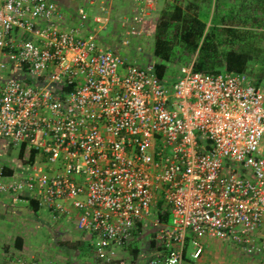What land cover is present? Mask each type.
<instances>
[{
    "label": "built area",
    "instance_id": "1",
    "mask_svg": "<svg viewBox=\"0 0 264 264\" xmlns=\"http://www.w3.org/2000/svg\"><path fill=\"white\" fill-rule=\"evenodd\" d=\"M61 19L52 0H0V138L25 145L24 160L35 151L18 173L0 164V193L74 220L100 256L130 244L153 210L145 264H183L189 239L197 258L203 237L264 255V80L190 64L168 84Z\"/></svg>",
    "mask_w": 264,
    "mask_h": 264
},
{
    "label": "rangeland",
    "instance_id": "2",
    "mask_svg": "<svg viewBox=\"0 0 264 264\" xmlns=\"http://www.w3.org/2000/svg\"><path fill=\"white\" fill-rule=\"evenodd\" d=\"M52 1L59 5L61 13L63 12L64 15H72V12L78 14V7L83 8V14L87 16V23L90 29L97 33L100 46L115 50L132 63L139 65L154 63L152 48L159 20V12L162 8L161 2L153 4V2L149 3L146 0H104L103 4L99 6V1L101 0H95L92 4L88 1L77 0ZM213 6L214 0H211L210 7L209 4L204 5L201 14L204 19H210L212 17ZM231 6L233 5L231 4ZM94 15H99L103 19L106 18V20H103L102 23H95L93 21ZM72 16L75 20L74 15ZM227 17L232 18L234 16L228 12ZM78 18L77 20L81 21L80 16ZM238 19H243L241 14L238 16ZM78 21L74 22L73 26L77 25L79 23ZM253 73H256V75L259 74L257 70ZM253 73L248 74L252 79L254 76ZM260 75H264V72ZM18 153V145H12L6 140L0 141L1 165L5 163L12 170L15 167L24 165V159H20ZM1 212L3 216L0 217V224L7 223L10 227L14 225L18 228L25 229L29 236L28 239L34 241L38 246L37 248L46 253H59L60 247L57 244L58 239L71 240L73 237L77 236L78 238L82 234V231L75 227L74 220L54 221L43 210H37L35 212L32 210L31 216L26 215L22 218H19L17 214L12 213L10 210L6 211L5 208ZM155 215L156 212L153 210L151 218L136 232L130 243L131 246L138 247L139 256H141L139 258L143 262L153 253L154 248L151 249L150 241L153 238L152 234H155L160 227L152 224ZM54 232H62V234L57 235ZM91 242L96 249L90 251L87 249V261L89 264H135L136 262L133 259L129 247H124L114 257L109 258L107 252L103 254L104 256L98 254L99 241L96 237H92ZM198 242L204 248L201 257L204 264H210V262L211 264H264V255L249 256L243 251L241 246L232 241L203 237ZM88 243H90L89 240L84 242L83 245H80L82 250L86 248ZM214 247L221 249L217 257L213 255ZM193 251L194 246L190 240L187 244V261L190 259V253ZM189 261L192 263L198 262L192 259ZM184 264H186V261H184Z\"/></svg>",
    "mask_w": 264,
    "mask_h": 264
},
{
    "label": "trees",
    "instance_id": "3",
    "mask_svg": "<svg viewBox=\"0 0 264 264\" xmlns=\"http://www.w3.org/2000/svg\"><path fill=\"white\" fill-rule=\"evenodd\" d=\"M157 30L154 36L152 54L157 76L168 84L179 77L181 68L193 65L197 72L251 74L256 84L264 80V6L256 0H214L210 19L202 17V8L211 0H161ZM231 4L233 6H231ZM262 11L260 15L257 11ZM232 13L234 17L228 18ZM241 14L243 19H238ZM217 15V16H216ZM25 145L19 147L18 157L25 158ZM35 151L27 155L24 162L31 163ZM6 174L12 169L4 166ZM28 204L38 210L35 201ZM161 222L170 221V211L163 201L157 205ZM92 238L93 234L84 233ZM155 234H152L154 237ZM151 249L155 241H150ZM86 247H90L87 244ZM133 259L139 257L137 246L130 244ZM89 249V248H88Z\"/></svg>",
    "mask_w": 264,
    "mask_h": 264
},
{
    "label": "crops",
    "instance_id": "4",
    "mask_svg": "<svg viewBox=\"0 0 264 264\" xmlns=\"http://www.w3.org/2000/svg\"><path fill=\"white\" fill-rule=\"evenodd\" d=\"M160 1L161 0H152L151 3L153 2V4L154 3L157 4V3H160ZM99 2H100L99 3V6H100V4H103L104 0H101ZM256 2L257 4L260 3V6H264V0H256ZM263 12L260 10L257 11V13L260 15H262ZM77 13H78V10H77ZM72 15H74V17L76 18L75 20L73 19ZM72 15L71 14L64 15V13L62 12V19L60 20L59 26L62 28H71V27L78 26L83 31L90 29L88 23L84 24L83 26L81 25V21L77 20V18L79 17V14H75L72 12ZM77 21L79 23L73 26L74 22H77ZM2 140H5V139L0 138V141ZM2 165L7 166L5 163H2ZM21 168L22 166L15 167L14 170H12L13 171L12 173H18V171L21 170ZM3 208H5L6 211L10 210L12 213L17 214L19 218H22L26 215L31 216V211L33 210L32 207L28 204V201L24 199L17 200V199H14L9 194L0 193V217L3 216L1 212ZM168 223H171V215H170V221ZM74 224H75V221H74ZM54 233L57 235L62 234V232H54ZM82 234L80 237L77 238V236H75L71 240L58 239L59 241L57 240V244L60 247L59 248L60 251L59 253L54 254L52 252L46 253L44 251L39 250V248H37L38 246L36 245V243L28 239L29 236L26 233L25 229L18 228L14 225L10 227V225L7 223L0 224V264H34V263H38V264H89V262L87 261L88 250L89 251L95 250L96 247L91 242V238L85 237L84 232H82ZM88 240L90 241V243H88L90 247H86L85 249L83 248L82 250V247H80V245H83L84 242ZM189 241L190 239L188 240V242ZM187 244H186V250L184 254V261H186V264H197V263L204 264L201 260L204 248H202V252L197 258L193 257V253L195 252V249L193 252L190 253V256H191L190 259L196 260L198 262L192 263L189 261L190 259H188L187 261V257H186ZM214 248L215 249H213L214 250L213 255L217 257L219 256L221 249L218 247H214ZM154 253H155V248L152 254ZM139 257L137 258L135 264H145V261L143 262V260ZM184 261H183V264H184Z\"/></svg>",
    "mask_w": 264,
    "mask_h": 264
}]
</instances>
